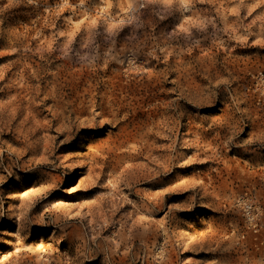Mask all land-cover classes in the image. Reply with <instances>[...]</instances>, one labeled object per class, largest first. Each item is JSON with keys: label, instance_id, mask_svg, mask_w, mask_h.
I'll use <instances>...</instances> for the list:
<instances>
[{"label": "rangeland", "instance_id": "obj_1", "mask_svg": "<svg viewBox=\"0 0 264 264\" xmlns=\"http://www.w3.org/2000/svg\"><path fill=\"white\" fill-rule=\"evenodd\" d=\"M0 264H264V0H0Z\"/></svg>", "mask_w": 264, "mask_h": 264}, {"label": "bare ground", "instance_id": "obj_2", "mask_svg": "<svg viewBox=\"0 0 264 264\" xmlns=\"http://www.w3.org/2000/svg\"><path fill=\"white\" fill-rule=\"evenodd\" d=\"M45 99V98H44ZM42 109V108H41ZM44 111V110H43ZM60 111V115H56L53 119H52V122L54 123V125H58L57 128H56V131L58 132V137L59 136H64V132H67L70 127L67 125V123L69 122V117L65 115L64 111ZM109 118V117H108ZM85 120V119H84ZM92 120V119H91ZM35 122V121H34ZM109 123H112L114 125H120L122 124L121 126H118V130H120V132H123V134L125 133V135L129 138H133L136 136L137 132L140 130V127L139 125L131 122V121H117L116 119H112L108 121ZM158 126V125H157ZM43 129V128H42ZM131 129V130H130ZM262 129V128H261ZM134 132H133V131ZM133 132V133H132ZM34 133V132H33ZM68 133V132H67ZM144 133V132H143ZM153 130L151 128H149L143 135L144 137L146 138H149V137H153ZM262 134V133H261ZM57 137V136H56ZM71 137V136H70ZM141 137V136H140ZM126 138V137H125ZM29 139V138H28ZM59 139V138H58ZM143 139V138H142ZM166 139V138H165ZM66 140V139H65ZM257 140V139H256ZM145 141V140H144ZM156 141H157V138H156ZM160 142H163L164 141V137H161L159 139ZM68 143V142H67ZM245 143V142H244ZM148 144V142H147ZM142 149V148H141ZM58 150V149H57ZM111 150V149H110ZM145 149H143L144 151ZM53 151V150H52ZM158 151V150H157ZM112 152V151H111ZM49 153V151H48ZM23 163V162H22ZM23 165V164H22ZM143 181V180H142ZM155 212V211H154Z\"/></svg>", "mask_w": 264, "mask_h": 264}]
</instances>
